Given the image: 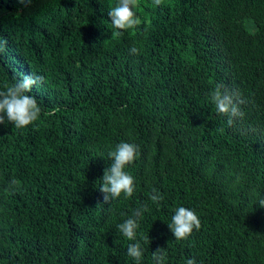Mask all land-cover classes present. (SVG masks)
Here are the masks:
<instances>
[{"label": "trees", "instance_id": "16d2710c", "mask_svg": "<svg viewBox=\"0 0 264 264\" xmlns=\"http://www.w3.org/2000/svg\"><path fill=\"white\" fill-rule=\"evenodd\" d=\"M117 3L0 0V90L44 78L27 93L40 117L0 125V264H135L117 226L142 205L141 264L157 249L165 264H264V0H138L141 25L115 36ZM218 83L242 101L232 126L211 101ZM121 142L139 147L125 169L136 191L104 203ZM178 207L201 221L187 240L167 226Z\"/></svg>", "mask_w": 264, "mask_h": 264}, {"label": "clouds", "instance_id": "9594fccd", "mask_svg": "<svg viewBox=\"0 0 264 264\" xmlns=\"http://www.w3.org/2000/svg\"><path fill=\"white\" fill-rule=\"evenodd\" d=\"M24 7H30L33 0H19ZM162 0H154V5H161ZM138 6V0H118V3L111 8L108 15L111 25L115 31L113 35L120 36L124 31L135 30L141 25L142 21L134 9ZM8 41L0 36V54L6 53ZM132 55H138L139 49L135 46L129 49ZM44 81L40 75H22L14 83L0 90V125L5 121L12 124L17 129L24 128L35 122L41 114V107L34 96L28 95L33 87H39ZM211 101L217 112L227 117L228 126H232L234 118L242 119L245 113L240 109L242 103L237 94L230 92L227 87L218 83L211 93ZM221 131H223L221 129ZM139 155V147L136 144L121 142L114 151L108 152L111 160L110 166L103 171L101 186L99 191L104 194V203H109L112 199H117L123 194L125 199L131 198L136 191L133 176L125 171ZM19 186V181L13 179L4 189L6 195L15 194ZM150 200L154 204H159L164 197L155 189H152ZM261 207H264V200L258 201ZM146 205H142L133 210L132 215L123 223L119 224V232L128 240L135 241L127 247V255L135 261V264H141L144 250L141 243L137 240V230L139 220L144 212H147ZM176 240H187L193 233V230L201 228V221L195 211L178 207L172 216L171 223L167 224ZM144 241L149 243L148 236ZM154 264H165L166 254L164 249H157L152 253ZM186 264H196L195 258H189Z\"/></svg>", "mask_w": 264, "mask_h": 264}, {"label": "rangeland", "instance_id": "374dc122", "mask_svg": "<svg viewBox=\"0 0 264 264\" xmlns=\"http://www.w3.org/2000/svg\"><path fill=\"white\" fill-rule=\"evenodd\" d=\"M240 71H241V74L243 76V79H244L245 83L247 84L246 78H247V75H248V67L247 66H242L240 68Z\"/></svg>", "mask_w": 264, "mask_h": 264}]
</instances>
